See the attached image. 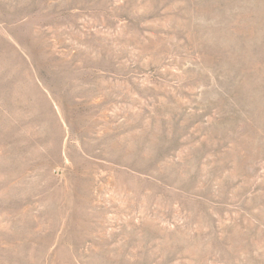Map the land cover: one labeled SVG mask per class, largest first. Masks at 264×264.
<instances>
[{
	"label": "rangeland",
	"instance_id": "rangeland-1",
	"mask_svg": "<svg viewBox=\"0 0 264 264\" xmlns=\"http://www.w3.org/2000/svg\"><path fill=\"white\" fill-rule=\"evenodd\" d=\"M0 264H264V0H0Z\"/></svg>",
	"mask_w": 264,
	"mask_h": 264
}]
</instances>
